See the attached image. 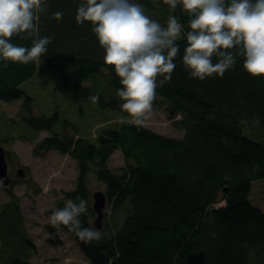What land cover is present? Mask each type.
Segmentation results:
<instances>
[{"label":"trees","instance_id":"obj_1","mask_svg":"<svg viewBox=\"0 0 264 264\" xmlns=\"http://www.w3.org/2000/svg\"><path fill=\"white\" fill-rule=\"evenodd\" d=\"M136 2L162 26L175 15L189 30L179 7L173 11L163 0ZM77 3L47 0L40 37L54 39L39 64L8 62L5 67L0 61V103L22 99V120L37 133L49 131L39 147L77 162L76 186L64 191L57 208L83 197L88 211L79 217L82 226L98 229L90 175L104 184L107 220L98 229L103 238L86 244L67 227L61 229L71 234L90 264H264V209L251 200L253 182L264 179V77H252L242 67L243 57H237L235 68L223 77L190 78L183 67L182 38L176 68L170 82L156 89L153 108L164 103L170 113L180 115L174 124L183 135L120 122L90 139L77 123L61 120L58 111L35 113L34 98L23 89L45 63L56 71L61 89L85 85L86 99L98 96L102 109L122 112L116 95L120 78L104 63V49L91 24L76 23ZM57 11L63 13L59 21L53 18ZM11 42L31 47L32 38L13 37ZM59 121L62 126L55 127ZM116 149L125 160L120 169L109 166ZM220 201L224 203L218 205ZM18 207L9 219L0 205V239L7 249L0 253V264H52L18 257L30 254L27 240L21 243L15 231L23 226ZM50 231L57 233L52 226ZM13 244L17 246L11 250Z\"/></svg>","mask_w":264,"mask_h":264},{"label":"clouds","instance_id":"obj_2","mask_svg":"<svg viewBox=\"0 0 264 264\" xmlns=\"http://www.w3.org/2000/svg\"><path fill=\"white\" fill-rule=\"evenodd\" d=\"M173 11L187 15V31L175 15L166 26L146 14L136 0H78L75 21L91 24L104 49L103 60L120 78L117 90L121 122L143 126L153 112L156 89L170 82L179 55L178 40L186 41L182 62L190 78L201 81L223 77L243 57V69L254 78L264 77V0H163ZM47 0H0V61L39 64L53 36L40 37L41 13ZM62 12L53 13L61 20ZM13 37L32 38L31 47L14 44ZM215 58V62H214ZM93 102L98 96H89ZM67 200L52 211L49 223L73 231L86 244L99 242L103 233L83 227L80 215L88 211L83 197ZM104 211H107L106 209Z\"/></svg>","mask_w":264,"mask_h":264},{"label":"rangeland","instance_id":"obj_3","mask_svg":"<svg viewBox=\"0 0 264 264\" xmlns=\"http://www.w3.org/2000/svg\"><path fill=\"white\" fill-rule=\"evenodd\" d=\"M59 84L56 71L40 63L36 74L23 84V89L34 98L35 113L53 115L58 111L61 120L77 123L90 139H94L104 128L119 125L121 117H125L118 110L102 109L98 101L93 102L89 97L86 99L85 85L75 90L72 87L61 89ZM22 103V99L0 103V144L7 154L8 167L12 170L10 176L15 179L7 186L0 182V205H4L5 215L9 219L16 215L14 207L19 206L23 226L18 225L15 231L21 243L27 240L25 248L30 253L29 257H18L38 262L49 261L52 264H90L69 232L59 229L53 234L50 231L49 217L52 211L64 198V191L76 186L79 171L77 162L68 154L39 147L40 140L49 135V131L37 133L22 120ZM169 111L164 103L156 105L144 125L169 136H182L184 130L174 124V120L181 116ZM59 125L62 126L61 121L55 127ZM249 132L254 133L253 130ZM124 163L121 150L116 149L110 157L109 166L120 169ZM18 168H23L25 176L16 175ZM90 187L92 192H105L104 184L94 174L90 175ZM251 200L264 209V179L253 182ZM106 220L105 213L104 226ZM23 231L26 236L22 235ZM0 242V253L5 254L7 249H2L5 240L2 238ZM16 246L11 245V250ZM20 247L24 248L22 244Z\"/></svg>","mask_w":264,"mask_h":264},{"label":"water","instance_id":"obj_4","mask_svg":"<svg viewBox=\"0 0 264 264\" xmlns=\"http://www.w3.org/2000/svg\"><path fill=\"white\" fill-rule=\"evenodd\" d=\"M173 111H171L172 113ZM5 148L0 144V182L3 185H7L11 182V177L8 174V162ZM25 172L23 168L17 169V176H24ZM93 196V209L96 212V218L94 225L100 229L105 215V209L107 207V196L104 191L96 190L92 192Z\"/></svg>","mask_w":264,"mask_h":264},{"label":"flooded vegetation","instance_id":"obj_5","mask_svg":"<svg viewBox=\"0 0 264 264\" xmlns=\"http://www.w3.org/2000/svg\"><path fill=\"white\" fill-rule=\"evenodd\" d=\"M7 157V156H6ZM8 161V160H7ZM8 174H9V176L10 175H12V170L11 169H9V167H8ZM26 174V173H25ZM25 174H24V176H25ZM16 175H17V170H16ZM11 177V182L9 183V184H11V183H13V181H15V179L12 177V176H10ZM9 184H7V185H9ZM7 185H4V186H7Z\"/></svg>","mask_w":264,"mask_h":264}]
</instances>
